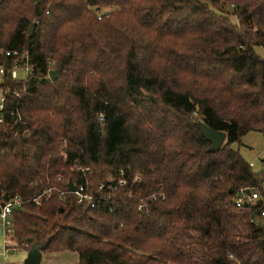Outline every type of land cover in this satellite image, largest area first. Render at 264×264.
I'll return each mask as SVG.
<instances>
[{
	"label": "trees",
	"instance_id": "obj_1",
	"mask_svg": "<svg viewBox=\"0 0 264 264\" xmlns=\"http://www.w3.org/2000/svg\"><path fill=\"white\" fill-rule=\"evenodd\" d=\"M255 47L264 0H0V200L23 201L12 214L21 248L73 252L77 264H264V201L234 204L264 177L231 149L264 136ZM10 50L27 54L25 80L11 77L22 59ZM199 122L225 133L219 151L207 152ZM74 165L91 184L119 170L141 182L113 213L56 193L30 201L52 178L77 177Z\"/></svg>",
	"mask_w": 264,
	"mask_h": 264
},
{
	"label": "built area",
	"instance_id": "obj_2",
	"mask_svg": "<svg viewBox=\"0 0 264 264\" xmlns=\"http://www.w3.org/2000/svg\"><path fill=\"white\" fill-rule=\"evenodd\" d=\"M6 56L10 57H19L22 59L20 63H17L13 66L11 70V77L16 78L18 76L17 71L21 69L23 71L24 80L30 75L31 68L28 65V56L27 54H21L16 50H10L5 52ZM3 77V70L0 69V80ZM14 97L16 98V106L13 110L10 111V116L14 118V123L16 129L14 131L13 137L17 140L29 137L30 133L25 129L24 123L22 122L20 115L18 113V104L20 101L19 96L15 93ZM5 99L0 97V124L4 122V117L2 111L4 109ZM102 116L98 118V121H102ZM62 143L65 145V140H62ZM77 177H74L73 180H66L63 176H57L52 178L51 181L56 184H48L46 188L42 189L40 194L32 196L30 199L35 205H39L44 199L47 201L53 193H56L58 197L70 196L73 197L75 202L82 206L85 210H94L99 209L103 206L107 207L110 213H113V205L116 200V197H120V194L123 191H127L124 195L126 201L131 199V189L134 185H137L141 182L139 175H134L133 177H126L124 171L119 170L114 174H108L101 182L97 184H91L88 179L87 173L84 169L73 166ZM49 182V180H48ZM71 182L74 187V191L68 190V184ZM65 186V189L63 188ZM158 193H153L150 201L155 202L157 200ZM258 195L255 191L246 193V190L240 189L235 198L234 204L236 208L240 209L246 203L247 206L252 204L254 205L258 200ZM23 201L19 196H14L11 199L6 201L0 200V235L3 240V254L8 249L15 252L21 247H26V243L18 244L14 237L13 230V221L12 214L13 211L19 209ZM146 209V203L142 202L138 206V210L142 211ZM264 224V211L260 212L258 215ZM232 258V256H229Z\"/></svg>",
	"mask_w": 264,
	"mask_h": 264
},
{
	"label": "rangeland",
	"instance_id": "obj_3",
	"mask_svg": "<svg viewBox=\"0 0 264 264\" xmlns=\"http://www.w3.org/2000/svg\"><path fill=\"white\" fill-rule=\"evenodd\" d=\"M254 52L256 53V55H258L264 61V49L263 48L255 47ZM17 74H18L19 78L24 77L23 71L21 69H19L17 71ZM48 80H50L49 77H48ZM231 149L234 151H238L239 154L242 156V158L245 161H247L248 163L252 162L253 163L252 169L255 173L258 174V173L262 172V170L264 168L262 166V162L264 160V136L263 135L255 133V132H249L248 134L244 135L241 138V143L231 144ZM256 193L259 197L258 200L264 201V182H263L262 188L259 189ZM250 205H252V204H250ZM256 219L258 221L260 220L259 222H261V219H259L258 216L256 217ZM2 243H3V240L0 237V251L3 248ZM19 251H23L26 253L28 252V251H25V249H23V248H21L17 252H19ZM11 254H14V253L8 252L6 254V256L8 257Z\"/></svg>",
	"mask_w": 264,
	"mask_h": 264
},
{
	"label": "water",
	"instance_id": "obj_4",
	"mask_svg": "<svg viewBox=\"0 0 264 264\" xmlns=\"http://www.w3.org/2000/svg\"><path fill=\"white\" fill-rule=\"evenodd\" d=\"M32 30H33V25H30V28L27 34L30 35L32 33ZM57 74H58V70H51L48 73V77L51 82L56 80ZM95 126H96V131H99L100 126L97 121L95 122ZM197 127H198L200 136L209 143V148L207 152L215 153L219 151L224 141L226 140L225 133L221 131H216L201 122L198 123ZM68 190L74 191V187L72 186L71 182L68 184ZM249 192H250L249 190L246 191L247 194H249ZM230 193H232V191H230ZM3 200L6 201L7 197L4 196ZM260 203L261 201L259 200L256 202V205H259ZM244 206L246 207L247 204L245 203ZM28 242H30V240H28ZM45 247L46 245H37V244L32 245L31 248L28 250L27 258L24 261V264H39L41 252L42 250L45 249Z\"/></svg>",
	"mask_w": 264,
	"mask_h": 264
},
{
	"label": "crops",
	"instance_id": "obj_5",
	"mask_svg": "<svg viewBox=\"0 0 264 264\" xmlns=\"http://www.w3.org/2000/svg\"><path fill=\"white\" fill-rule=\"evenodd\" d=\"M249 164L253 168V163L249 162ZM262 166L264 167V160L262 162ZM261 173H263V176H264V168H263ZM260 223L263 224L262 220ZM0 237H1V235H0ZM1 239H2V237H1ZM2 246H3V243H2ZM20 249H18V250H20ZM23 249H25V248H23ZM3 250L4 249L2 248V250L0 251V264H24V261L26 260L27 254H28V252L26 253L23 251H19L20 252L19 253V252H17L18 250L15 251L16 252L15 253V252L11 251L10 249H8L3 254ZM25 251H28V250L25 249ZM8 252H12L14 254H11L7 257L6 254ZM77 263H78V255L76 253L68 252V251L57 252V253H42L41 252L40 262H39V264H77Z\"/></svg>",
	"mask_w": 264,
	"mask_h": 264
}]
</instances>
